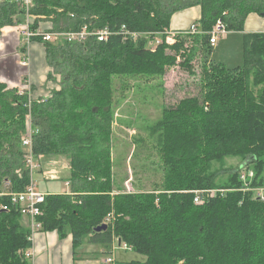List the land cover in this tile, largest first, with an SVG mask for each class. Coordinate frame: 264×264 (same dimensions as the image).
Instances as JSON below:
<instances>
[{
	"label": "trees",
	"instance_id": "16d2710c",
	"mask_svg": "<svg viewBox=\"0 0 264 264\" xmlns=\"http://www.w3.org/2000/svg\"><path fill=\"white\" fill-rule=\"evenodd\" d=\"M191 7L200 8L193 25L201 33L179 32L173 45L154 51L146 38L83 44L32 38L30 62L38 50L43 69L41 82L31 85V102L28 93L0 83V191L22 193L31 183L21 147L29 115L34 160L65 158L70 172L68 193L46 194L38 205L41 231L70 236L74 253L85 242L110 249L117 240L145 257L121 264H264V202L239 191V166H226L238 160L253 172V186L264 187V33L243 36L239 67L208 60L216 22L226 32H243L249 15L264 19V0H33L29 28L74 32L86 24L125 25L156 34L169 30L174 13ZM25 21L24 8L0 3V37L4 28ZM176 65L192 76L197 93L163 107L160 120L148 127L160 179L149 181L148 172H135V166L130 179L116 174V91L129 90V79L163 78ZM148 144L136 139L130 161L136 148L149 152ZM140 174L146 177L138 182ZM225 189L237 191L193 203L191 191ZM104 224L106 230L95 232ZM31 247L21 213L12 207L0 212V264H31L24 255Z\"/></svg>",
	"mask_w": 264,
	"mask_h": 264
},
{
	"label": "rangeland",
	"instance_id": "374dc122",
	"mask_svg": "<svg viewBox=\"0 0 264 264\" xmlns=\"http://www.w3.org/2000/svg\"><path fill=\"white\" fill-rule=\"evenodd\" d=\"M14 31L16 35H11L10 38L17 40L20 36V30ZM3 39H0V41H4ZM154 39L161 41L162 37L155 35ZM223 39L225 38H221V40ZM235 48V46L231 48L229 44L220 42L219 48L214 51L215 55L213 56L211 52L208 56V60H215L216 62L223 61L228 67H234L236 66ZM15 54L16 52H13V56ZM13 56L11 52L10 55L7 54L4 58L0 57V74L2 73L9 78H14L15 74L18 72L19 80H22L26 75L32 73L34 64L32 65L30 62L27 68H22L18 65V59L14 56L19 68L12 67L9 59L12 60ZM179 61L180 60L177 58V62ZM199 65H201L200 58L193 62V67L196 68L194 71L195 74L199 72ZM41 69H43L42 59L39 62L37 71L42 73ZM0 81H2L1 78ZM126 82L130 85L129 90H125L123 94L119 93V90H117L114 96L117 105L115 107L112 124V131L114 134V171L116 174L122 177L124 176V178L129 177L130 179L131 171L134 170L133 166H135V172L139 171L138 169H143L144 172H148L149 181H158L161 174V172L156 169L158 167L159 157L157 150L153 147L154 141L151 140V142L147 140L149 139L148 127L160 120L163 107L175 106L179 100L187 96L195 95L197 89L195 88L192 76L179 65L168 69L163 78L142 80L141 78H135V80L129 79L126 80ZM30 94L32 95V92H30ZM136 139L148 142L150 151L147 152L136 148L135 156L130 161L131 152H133ZM149 154L151 160L147 161L146 157ZM60 159L66 160L65 158L55 156H43L37 161L34 160L36 163L40 164L41 169H36L31 172V180L35 190L40 194H63L69 191L67 182L70 173L66 167H63V163ZM240 164L238 160L226 161V166H239L238 169L243 168ZM51 171L55 172L52 176L48 175ZM145 177L144 174H140L138 182L142 179L144 181ZM129 182L128 180V185L125 184L127 191L132 190ZM132 185L136 186L137 184L135 183ZM117 252L124 254L122 250ZM127 254L131 253L127 252ZM130 256H133L132 261L142 262L145 260L144 256L138 254H131Z\"/></svg>",
	"mask_w": 264,
	"mask_h": 264
},
{
	"label": "built area",
	"instance_id": "2783aa9c",
	"mask_svg": "<svg viewBox=\"0 0 264 264\" xmlns=\"http://www.w3.org/2000/svg\"><path fill=\"white\" fill-rule=\"evenodd\" d=\"M0 3H14L22 8H24L26 12V21L23 24H19L13 27L12 30H20V44L18 46V51L15 56L18 59V65L22 68H27L30 63V52L29 46L32 38L39 37L44 43H67V44H83L89 40H95L99 43L106 42L111 36H120L124 41H132L136 42L142 38H146L148 41V47L154 51V49L162 43H165L168 46H171L176 41L177 35L179 32L182 33L184 31H176L173 32L170 29L163 33H139L135 31L129 30L125 25L117 27L115 29H109L108 27L98 28L92 24L84 25L79 31H69V32H54V31H31L29 28V8L33 4V0H0ZM188 34L195 35L200 34V30L197 25H191L187 30ZM226 30L223 24L220 21H217L214 25L213 29L209 32V44L213 46L217 43L220 38H224L226 35ZM155 35H159L162 37L161 41L154 39ZM26 48L25 55L21 54L20 49ZM179 60V58H178ZM29 75V74H28ZM28 75H26L22 79V84L19 87H14L19 95L27 94L29 95V103L31 102V94H30V86L28 83ZM26 134L21 138V147L24 149L25 155L24 160L26 166L29 168L30 173L33 170L41 169L40 164L34 161L32 155V143L31 138L33 134L36 132L32 130L30 124V116H27L26 121ZM67 168V165H64ZM240 168L239 173V181L242 184V188L239 191L243 193H249L251 199L258 200L260 202H264V188L253 186L254 174L252 171L248 170L245 166ZM55 172L51 171L48 175L52 176ZM237 191L235 189H225V190H196L191 191L193 193V203L196 205L203 204L207 198H215L217 195L224 196L228 192ZM44 194H40L35 190V187L32 183L29 187L22 193H5L0 191V198H7L8 202H2L0 200V212H8L10 207L15 208L17 211L21 213V215L28 220L30 233H31V241L32 235L35 232H40L42 229L41 223L38 221L39 216H41L39 204L44 201ZM126 248V246H124ZM26 258H31L29 251L24 253ZM104 264H113L112 258H106L104 260Z\"/></svg>",
	"mask_w": 264,
	"mask_h": 264
},
{
	"label": "crops",
	"instance_id": "0c3cea01",
	"mask_svg": "<svg viewBox=\"0 0 264 264\" xmlns=\"http://www.w3.org/2000/svg\"><path fill=\"white\" fill-rule=\"evenodd\" d=\"M200 19V8L199 7H191L184 10L177 11L174 13L170 20L169 29L173 32L176 31H187L190 26ZM264 33V19L260 18L257 15H249L244 24L243 32H227L225 35V39L221 40V38L217 41V43L211 47V52L213 56L215 55V50L219 48V43L229 44L232 48L235 46L236 55H235V63L236 66L228 67L226 63L223 61L216 62L212 60L214 63H221L225 67L229 69H233L239 67L243 63V43L245 34H263ZM11 35H16L15 31L12 28H4L1 32L0 39L4 41H0V57H6L7 54L10 55L12 52L18 51V46L20 44L19 39L15 40L10 38ZM3 47H2V45ZM34 70L30 75H28V83L31 88V85H38L42 80V73H39L38 67L39 62L41 61V54L38 50L34 49ZM30 52V46H29ZM15 56V55H14ZM13 56V59H9L12 67L19 68L16 60ZM16 57V56H15ZM31 58V56H30ZM14 60V62H13ZM0 78L2 81L0 83H4L8 88L19 87L22 84V80H19L18 72L15 74L14 78H9L4 74H0ZM64 165H68L67 161L64 159H60ZM65 161V162H64ZM43 163V160H42ZM68 169V166H67ZM69 170V169H68ZM70 173V172H69ZM68 184V183H67ZM128 185V182H126ZM69 187V185H67ZM68 193V192H67ZM46 195V194H44ZM28 220L24 218V223ZM124 244H121L119 241L114 240L113 245L110 249H104L101 245H94L85 242L79 248H77L76 253H74L72 248V239L70 236H67L64 239H60L55 232H35L32 235V247L29 250L31 255V264H104V260L106 258H112L113 264H121L128 263L132 261L131 254H135L130 249L124 247ZM122 250L124 254H120L117 251ZM130 252L131 254H127ZM131 258V259H130Z\"/></svg>",
	"mask_w": 264,
	"mask_h": 264
},
{
	"label": "water",
	"instance_id": "95a60500",
	"mask_svg": "<svg viewBox=\"0 0 264 264\" xmlns=\"http://www.w3.org/2000/svg\"><path fill=\"white\" fill-rule=\"evenodd\" d=\"M107 229V225H102V226H100V227H98V228H96L95 229V232H100V231H103V230H106Z\"/></svg>",
	"mask_w": 264,
	"mask_h": 264
},
{
	"label": "bare ground",
	"instance_id": "6f19581e",
	"mask_svg": "<svg viewBox=\"0 0 264 264\" xmlns=\"http://www.w3.org/2000/svg\"><path fill=\"white\" fill-rule=\"evenodd\" d=\"M208 189V188H207Z\"/></svg>",
	"mask_w": 264,
	"mask_h": 264
}]
</instances>
